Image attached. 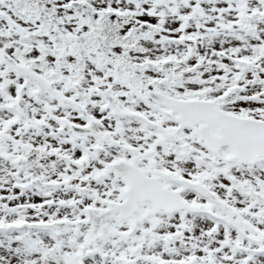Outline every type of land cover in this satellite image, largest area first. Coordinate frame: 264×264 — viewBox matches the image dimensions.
I'll use <instances>...</instances> for the list:
<instances>
[{
  "label": "snow or ice",
  "instance_id": "6c2138e0",
  "mask_svg": "<svg viewBox=\"0 0 264 264\" xmlns=\"http://www.w3.org/2000/svg\"><path fill=\"white\" fill-rule=\"evenodd\" d=\"M0 264H264V0H0Z\"/></svg>",
  "mask_w": 264,
  "mask_h": 264
}]
</instances>
